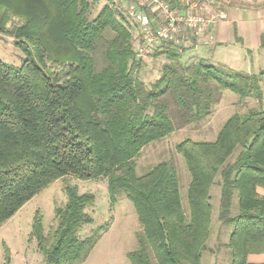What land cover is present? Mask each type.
Segmentation results:
<instances>
[{"label":"trees","instance_id":"16d2710c","mask_svg":"<svg viewBox=\"0 0 264 264\" xmlns=\"http://www.w3.org/2000/svg\"><path fill=\"white\" fill-rule=\"evenodd\" d=\"M91 6L90 0H0V33L13 36L25 55L19 65L0 57V227L60 178L106 177L110 205L124 193L142 226L137 248L127 254L133 264H202L218 182V220L232 227L229 264H264L249 259L264 252V195L258 192L264 188V109L233 114L214 140L177 144L191 175L189 210L174 163L160 161L144 174L136 164L145 146L176 125L208 118L222 89L260 98L264 69L248 73L203 58L183 66L179 51L163 44L159 53L170 62L149 86L138 76L142 63L127 20L111 5L90 19ZM13 17L22 23L10 29ZM108 30L114 36L107 40ZM100 45L105 65L98 69ZM52 67L66 70L64 81ZM65 190L52 237L45 234L42 213L34 216L32 235L49 264L85 261L108 228L81 238V226L94 222L88 209L95 195L68 180ZM5 254L3 264H11L7 246Z\"/></svg>","mask_w":264,"mask_h":264},{"label":"rangeland","instance_id":"374dc122","mask_svg":"<svg viewBox=\"0 0 264 264\" xmlns=\"http://www.w3.org/2000/svg\"><path fill=\"white\" fill-rule=\"evenodd\" d=\"M215 1L217 0L212 3L217 4ZM90 2L92 4L89 11L90 19L96 18L100 10L106 5H111L118 15L122 14L121 16L127 20L131 29L135 46L137 45L138 25L128 15L132 0H90ZM205 3L207 2L205 1ZM231 3L245 10H250L249 13L252 15L245 13V17H243V19H247L246 25L230 24L232 33L226 43H221L222 45L216 49V52L210 48L211 46L204 45L197 46L198 51L201 52L199 55H192L188 51L189 47L179 51L181 65L199 62V56L206 54L209 55L206 62L211 64H224L231 67L241 65V69H243L248 63L254 69V73L257 74L264 69V49H260L258 44L264 42V0H231ZM227 5H229L227 1H224V9H228ZM21 23L22 19L13 17L8 23V27L12 29ZM113 36L112 30L105 33L107 40ZM13 40V36L0 33V57L8 63L19 65L25 55L16 47ZM159 48L146 59L140 60L142 66L138 76L149 86L160 78L164 65L170 62L166 54L159 53L162 52ZM102 50L103 45H100L96 52L98 69L105 65ZM51 71L58 75L60 81H64L66 78L65 69L52 67ZM260 86L262 91L260 98L253 95L242 99L238 93L229 89H222L220 100L214 104L213 111L208 118L199 123L182 127L176 125L177 128L174 132L162 140L145 146L136 159L137 172L144 174L160 161L174 163L179 175L183 206L189 210L187 191L191 175L183 155L176 149L177 144L185 138L214 140L221 127L233 114L245 115L251 109H264V75L261 77ZM174 121L176 124L178 123V119H174ZM238 151L239 149L236 150V153ZM67 180L77 185L81 193L89 192L95 195V201L88 209L94 218V222L82 225L78 232L79 236L85 238L101 225L108 226V228L113 226L102 241L94 247L87 260L79 264H133L127 254L137 248L136 233L142 229L134 204L126 198L124 193H119L118 202L115 206H111L106 177L81 180L73 175L60 178L50 184L0 227V264L6 261L5 246L11 250V264H49L44 259L37 238L32 235L34 216L37 210L42 213L45 234L47 237H52L58 222L56 208L65 205L67 202L65 190ZM211 194L213 204L212 234L208 241V250L203 255L202 264H229L231 257L227 243L232 227L222 225L218 220L221 195V187L218 182L214 183ZM232 212H238L237 196L233 199ZM261 254H251L250 258L255 263H263L264 261L261 259H264V255ZM259 255L263 256L260 261L255 260Z\"/></svg>","mask_w":264,"mask_h":264},{"label":"built area","instance_id":"2783aa9c","mask_svg":"<svg viewBox=\"0 0 264 264\" xmlns=\"http://www.w3.org/2000/svg\"><path fill=\"white\" fill-rule=\"evenodd\" d=\"M128 15L138 25L137 60H144L163 44L178 51L192 45L212 46L213 28L227 19L222 10L211 12L204 0H132Z\"/></svg>","mask_w":264,"mask_h":264},{"label":"crops","instance_id":"0c3cea01","mask_svg":"<svg viewBox=\"0 0 264 264\" xmlns=\"http://www.w3.org/2000/svg\"><path fill=\"white\" fill-rule=\"evenodd\" d=\"M206 1L207 3V6H208V9L211 11V12H216L217 10H222L224 11L226 14H227V19L224 20V21H221L219 22L217 25H215V27L213 28V33L215 35V38H216V42L215 43H218L215 45V43L210 47L212 50H214V52H216V49L226 43V41L228 40L230 34L232 33V27H230V24H234V25H238L239 23L240 24H243V25H246V21L247 19H243V17H245V13H249V9L248 10H245L244 8L236 5V4H232L231 3V0H217L215 1L217 4H220L217 6V4H213L212 2H214V0H204ZM224 1H227V5L226 7L228 9H224ZM213 4V5H212ZM250 15H252V13H249ZM239 30V29H238ZM239 33V32H238ZM241 37V36H240ZM220 43V44H219ZM222 43V44H221ZM260 45V49H264V45H262L261 42L258 43ZM198 45H192L189 47L188 51L190 53H192V55H199L201 52L198 51ZM222 52V51H221ZM220 52V53H221ZM209 55H203V56H199L200 58H203L205 60L208 61ZM224 65V64H223ZM228 67H231L229 65H226ZM235 70H241V71H245V72H248V73H254V69H252L251 65H246V67L244 66L243 69L241 65H237V67H231ZM246 68V69H245ZM251 70V71H250ZM217 137V135L215 136V138ZM258 192L261 194V195H264V188L260 187L258 188ZM10 220V219H9ZM6 223V222H5ZM2 227V226H1ZM112 225L102 234L101 238L99 239V241L96 243V245L94 247H96L98 245V243H100L102 241V239L104 238V236L110 231V229H112ZM8 247V246H7ZM9 248V247H8ZM10 249V248H9ZM94 249V248H93ZM92 249V250H93ZM92 252V251H91ZM10 254H11V250H10ZM261 255H264V252L261 254ZM257 256L255 258V260H259L263 257V256ZM90 256V254H89ZM88 256V257H89ZM11 257V255H10ZM87 257V258H88ZM45 259V258H44ZM249 259L251 262H253L249 256ZM87 260V259H86ZM261 260L264 261V259L262 258ZM12 262V261H11Z\"/></svg>","mask_w":264,"mask_h":264}]
</instances>
